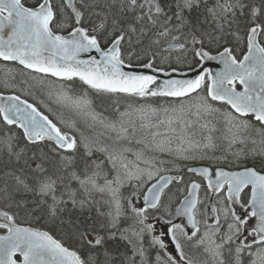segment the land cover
<instances>
[{
	"label": "snow or ice",
	"instance_id": "obj_1",
	"mask_svg": "<svg viewBox=\"0 0 264 264\" xmlns=\"http://www.w3.org/2000/svg\"><path fill=\"white\" fill-rule=\"evenodd\" d=\"M0 264H264V0H0Z\"/></svg>",
	"mask_w": 264,
	"mask_h": 264
},
{
	"label": "flooded vegetation",
	"instance_id": "obj_2",
	"mask_svg": "<svg viewBox=\"0 0 264 264\" xmlns=\"http://www.w3.org/2000/svg\"><path fill=\"white\" fill-rule=\"evenodd\" d=\"M3 65H4V62L0 63V75H2V72H3Z\"/></svg>",
	"mask_w": 264,
	"mask_h": 264
}]
</instances>
